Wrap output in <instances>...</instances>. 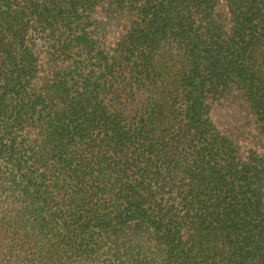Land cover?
Wrapping results in <instances>:
<instances>
[{
	"label": "trees",
	"instance_id": "obj_1",
	"mask_svg": "<svg viewBox=\"0 0 264 264\" xmlns=\"http://www.w3.org/2000/svg\"><path fill=\"white\" fill-rule=\"evenodd\" d=\"M0 264H264V0H0Z\"/></svg>",
	"mask_w": 264,
	"mask_h": 264
},
{
	"label": "rangeland",
	"instance_id": "obj_2",
	"mask_svg": "<svg viewBox=\"0 0 264 264\" xmlns=\"http://www.w3.org/2000/svg\"><path fill=\"white\" fill-rule=\"evenodd\" d=\"M215 114L217 116L218 121L223 126H234L236 123L239 122V118L242 115V109L237 105H226L217 107L215 109Z\"/></svg>",
	"mask_w": 264,
	"mask_h": 264
}]
</instances>
